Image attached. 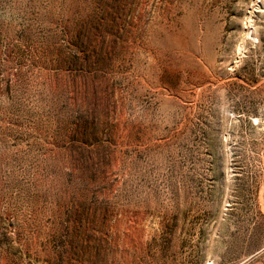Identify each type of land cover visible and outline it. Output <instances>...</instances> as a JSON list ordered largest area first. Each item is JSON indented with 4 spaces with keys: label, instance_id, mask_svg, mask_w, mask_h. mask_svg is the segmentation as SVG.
I'll use <instances>...</instances> for the list:
<instances>
[{
    "label": "rangeland",
    "instance_id": "rangeland-1",
    "mask_svg": "<svg viewBox=\"0 0 264 264\" xmlns=\"http://www.w3.org/2000/svg\"><path fill=\"white\" fill-rule=\"evenodd\" d=\"M0 264H264V0H0Z\"/></svg>",
    "mask_w": 264,
    "mask_h": 264
}]
</instances>
